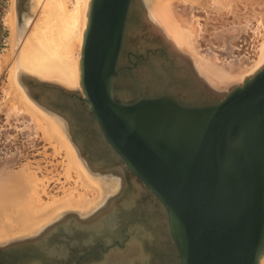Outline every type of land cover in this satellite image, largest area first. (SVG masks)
Instances as JSON below:
<instances>
[{
    "label": "water",
    "instance_id": "95a60500",
    "mask_svg": "<svg viewBox=\"0 0 264 264\" xmlns=\"http://www.w3.org/2000/svg\"><path fill=\"white\" fill-rule=\"evenodd\" d=\"M145 2L90 0L81 91L22 71L20 83L68 126L64 107L41 103L42 92L57 91L84 108L124 169L122 177L130 173L161 210L172 264H259L264 254V65L239 84L214 88L188 55L148 28ZM140 69L155 77L153 83L121 91L122 82ZM40 246L39 238H30L0 252L29 249L33 254ZM34 255L29 264L39 262Z\"/></svg>",
    "mask_w": 264,
    "mask_h": 264
},
{
    "label": "bare ground",
    "instance_id": "6f19581e",
    "mask_svg": "<svg viewBox=\"0 0 264 264\" xmlns=\"http://www.w3.org/2000/svg\"><path fill=\"white\" fill-rule=\"evenodd\" d=\"M39 1H42L41 9L36 14L34 23L32 22L31 31L25 36L28 20L19 19L17 24L13 9L8 14L6 22L10 27V48L3 55L2 62L7 64L8 69L6 110L10 115L19 114L23 117L35 137L44 142L41 153L50 156L48 162L52 169L44 174L41 172L40 175L36 172L43 169L38 166L39 163L35 164L34 171L27 162L18 171L0 173V246L39 238L41 246L38 248L44 247L45 250L42 256L37 253L34 257L40 264H49L51 257L48 255L55 250L53 238L80 229L98 234L96 238L106 245L124 240L122 246L117 245L118 242L112 244V247L110 245L109 250L105 251L103 263L172 264V253L161 210L153 200L146 201L145 206L140 205L138 200L144 197L145 191L134 183L133 177L130 178V185H121L124 169L121 164L116 163L117 160L103 141L97 125L87 119L84 108L57 91L42 92L41 103H59L64 107L63 112L71 119L70 132L66 120L33 100L27 93L26 86L20 83L22 71L32 74L31 76H39L45 83L51 81L68 89L81 91L80 62L90 0H73L70 6L67 0H37L36 3ZM203 1L151 0L152 8L159 17L162 13L167 20L168 27L159 22L171 32L169 34L176 40L174 42L172 39L174 45H182L189 51L198 75L214 88L224 90L237 83L235 80L240 79L241 83L264 65V38L261 39L258 61L250 68L246 65L245 57L231 60L225 65L215 56L196 50L200 36L199 22L193 16L192 6ZM212 1L216 9L225 11L235 0ZM177 5L188 7L186 18H192V23L187 24L185 18L174 15ZM151 17L155 20L153 15ZM230 32L218 33L216 41L229 40ZM229 47L228 44V49ZM154 78L140 69L136 75L125 79L119 88L121 91L129 86L138 89L147 83H153ZM81 149H84L87 157L81 154ZM107 166L111 167L106 168ZM51 182L56 187L54 193L50 190L52 187L49 188ZM86 231L81 232L87 237ZM48 235H52V238L47 239ZM86 237L82 235L85 240L90 236ZM14 254L18 256H13ZM31 255L34 254L27 251L19 253L18 250L11 254L17 264H29ZM259 264H264V254Z\"/></svg>",
    "mask_w": 264,
    "mask_h": 264
},
{
    "label": "rangeland",
    "instance_id": "374dc122",
    "mask_svg": "<svg viewBox=\"0 0 264 264\" xmlns=\"http://www.w3.org/2000/svg\"><path fill=\"white\" fill-rule=\"evenodd\" d=\"M36 1L37 0H0V173L18 171L27 162L34 171L36 170V163L38 162V166L41 169L43 168L42 170H36L37 174L40 175L41 172L44 174L47 173V170L50 171L52 169V165L48 162L50 161V156L47 157L41 153L44 147V142L41 141L40 138L35 137L36 135L30 130L28 123H25L23 117L19 114L10 115L9 111L6 110L8 106V69L7 64H3L2 57L7 54V51L10 48V27L6 22L7 16L13 9L15 21L19 16L21 20H28V24L24 30L25 36V34H28L31 31V25H33L34 20L36 19V14L41 9L40 5L42 1H39L38 3H36ZM67 1H69V6L73 2V0ZM144 2L145 5H147V8L151 11V14H149V12L148 14L146 13L145 20L149 24L148 28L161 35L165 41L173 47V49L176 51L178 49V51L180 50L181 53L190 57L191 55H189V51H187L182 45L180 47L177 45L179 48L174 45L176 40L169 34L171 32L167 30V28L165 29L161 24L163 22L166 27L169 25L167 20L163 18L162 13L159 17L157 11L152 8V2L149 0H144ZM169 10L170 9H168V11ZM155 13L158 16V19L160 18L161 20L157 19ZM192 13L194 18L198 19L199 22L198 32L200 36L197 39L196 50L209 53L213 57L215 56L219 62L225 65L231 60L245 57L248 68L252 65L255 66L258 61L261 39L264 38V0H235L232 2L230 8L225 11H219L216 9L215 3L212 0H204L203 3L192 6ZM151 15H153L155 20L152 19ZM174 15L185 18L187 24L193 22L192 18H186V15H188L187 6L177 5L174 10ZM234 28L236 31L233 30ZM222 31H233L230 32V39L227 40L228 42L225 40L222 42L216 41L215 36ZM227 43L230 46L229 49ZM33 76L37 77L40 81H43L39 76ZM234 82L239 83L240 79L235 80ZM47 152L49 153L50 150ZM31 163H33V165ZM53 186L55 185L51 182L49 188L52 187V189H50L52 193L56 191V187ZM141 200L146 199L143 198L138 200L140 205L145 206L146 202L142 203ZM42 249L45 250L44 247H41L33 254L36 255L39 252H43ZM21 252L25 253L23 251ZM27 252H29V249ZM4 257L5 255L2 256V259H4ZM9 257H11L10 253H8L7 259ZM11 258L13 260L12 264H17L15 263V258ZM37 264H40V262Z\"/></svg>",
    "mask_w": 264,
    "mask_h": 264
},
{
    "label": "flooded vegetation",
    "instance_id": "af4514ba",
    "mask_svg": "<svg viewBox=\"0 0 264 264\" xmlns=\"http://www.w3.org/2000/svg\"><path fill=\"white\" fill-rule=\"evenodd\" d=\"M20 19V18H19ZM132 178V175L129 173L126 177H122L121 179V185L123 184L124 186L126 185H130V181ZM123 192V191H122ZM108 198V197H107ZM144 198V197H143ZM142 198V199H143ZM146 200H141L142 203H145L148 200H152V198L150 196H147V198H144ZM163 220V218H162ZM161 220V222H162ZM85 221V220H82ZM59 222V221H58ZM79 230V231H78ZM76 231H71L69 234H62L61 236H55L53 239L54 241H52V244L55 246H53V248L55 250H53L52 253H49V258H50V262L49 264H125V263H103V257L105 256L106 252L109 250L110 245L111 247L114 246L112 244L117 243V245L122 246V244H124V240L121 241H114V243L112 244H104L100 239L96 238V233H88L86 230H80L78 229ZM81 231H86L87 233V237L90 236L89 238L86 237V235L82 234ZM74 233V234H73ZM84 237L87 238V240H85V238H82V235ZM69 236H68V235ZM73 234V235H72ZM79 234V235H78ZM68 236V237H67ZM95 236V237H93ZM70 237V238H69ZM52 238V235L49 237V235L47 236V239ZM59 238V239H58ZM82 238V239H81ZM57 239V240H56ZM65 239V240H64ZM81 239V240H80ZM84 239V240H83ZM61 240V241H60ZM64 240V241H63ZM73 242H72V241ZM92 242H91V241ZM97 241L94 242L93 241ZM59 241V242H58ZM68 243H67V242ZM71 241V242H70ZM79 241V242H78ZM89 241V243H88ZM99 241V242H98ZM58 242V243H57ZM63 242V243H61ZM86 242V244L84 243ZM57 243V245H56ZM66 243V244H65ZM80 243H84L83 245ZM98 243V244H97ZM102 243V244H101ZM65 247H63L64 245ZM89 244V246L87 245ZM91 244V246H90ZM93 244H95L96 246H94ZM8 244L3 245L4 247H6ZM69 245V246H68ZM0 246V247H3ZM10 246V245H9ZM68 246V247H67ZM84 246V247H81ZM88 248H87V247ZM91 247V248H89ZM63 248V249H62ZM62 249V250H61ZM43 250V249H42ZM94 250V251H93ZM44 251V250H43ZM106 251V252H105ZM56 252V253H55ZM41 253L42 256V252ZM6 254H8V252L6 251L5 253L0 252V258H2V255H5L4 259L6 260L5 262H3L2 260L0 261V264H12L13 260H12V256L9 257L11 258V260L8 258L6 259ZM18 254V253H17ZM13 255V256H18V255ZM104 254V255H103Z\"/></svg>",
    "mask_w": 264,
    "mask_h": 264
}]
</instances>
